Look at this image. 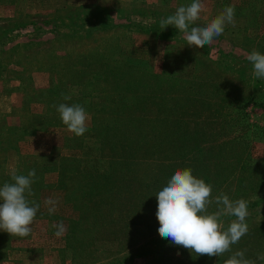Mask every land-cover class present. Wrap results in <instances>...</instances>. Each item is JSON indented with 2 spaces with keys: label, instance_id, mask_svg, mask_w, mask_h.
<instances>
[{
  "label": "rangeland",
  "instance_id": "1",
  "mask_svg": "<svg viewBox=\"0 0 264 264\" xmlns=\"http://www.w3.org/2000/svg\"><path fill=\"white\" fill-rule=\"evenodd\" d=\"M191 2L0 0V187L35 169L28 199L39 204L28 236L0 231V264H225L236 251L264 264V79L246 59L264 54V0H203L190 27L226 6L235 26L201 48L172 26L150 29ZM100 12L118 27L69 36ZM61 103L89 114L83 136L62 123ZM185 168L212 186L207 214L221 193L247 201L248 232L231 251L197 255L160 237L155 196ZM220 219L226 230L236 218Z\"/></svg>",
  "mask_w": 264,
  "mask_h": 264
},
{
  "label": "clouds",
  "instance_id": "2",
  "mask_svg": "<svg viewBox=\"0 0 264 264\" xmlns=\"http://www.w3.org/2000/svg\"><path fill=\"white\" fill-rule=\"evenodd\" d=\"M203 9V0H192L190 5L179 6L174 14L162 18L160 26L162 29L174 27L183 34L188 46L197 48L211 44L215 37L223 34L226 25L235 26V9L233 6H226L206 26L190 27L200 19ZM246 59L252 65L254 77L264 79V54L252 50ZM64 99L69 100L71 97L65 96ZM56 111L67 130L75 136H83L88 130L89 114L82 105L61 103L56 106ZM35 176V169L30 170L27 175L13 174V182L4 183L0 187V231L19 237H26L31 233L30 226L39 209V204L28 199V196L34 195L31 185L35 182ZM211 192L212 186L203 179L194 177L190 168L177 169L167 186L155 196L156 219L159 223L157 231L160 237L197 255L213 257L231 251V246L248 232L247 201H231L221 193L215 198V203L220 207L214 213L207 214L208 206L213 203L210 199ZM57 203L51 198L45 201L50 206L49 214L55 213ZM222 216L236 218L228 224L226 230L220 219ZM55 227L56 237H61L66 232L62 221ZM257 258L264 261V254H259ZM225 264H255V261L245 258L243 251H236Z\"/></svg>",
  "mask_w": 264,
  "mask_h": 264
},
{
  "label": "trees",
  "instance_id": "3",
  "mask_svg": "<svg viewBox=\"0 0 264 264\" xmlns=\"http://www.w3.org/2000/svg\"><path fill=\"white\" fill-rule=\"evenodd\" d=\"M79 21H81L83 24L88 23L87 28H84L85 25H83V24L82 25H76L75 27L72 28V32L69 34V36H73V35H77V34H81L82 36H89V35H92V34H95V33H99V32L110 31V30H113V29L118 27V25H116L114 23V21L112 20V18L110 17V14L106 13V12L93 13L91 15H84V17L82 19H80ZM150 29L152 31H162L163 29L160 26V20H158ZM165 29H167V27ZM173 31L178 33V34H175V32H174V34L176 36L181 35L180 32L177 29H175L174 27H173ZM54 32H56V31H54ZM6 33H7V31H5L3 33L4 35L2 37H0V55H1V51H2L1 43L4 40V37H5ZM224 54L227 57H231V58L234 56V52L233 51H228V52H226ZM206 87L200 86L198 88V90L203 92V90H205ZM192 91H193L192 92V95H193V93L196 92V90H192ZM221 93L226 95V96H229L228 93H224L222 91H221ZM195 94L198 95L199 93L197 92ZM137 121L138 122H136V123H138V125H139L138 130L141 132L142 131L141 127H142V125H144V121H142L141 118H140V120H137ZM192 151H193V149H192ZM263 193H264V188H263ZM255 203H253L251 205V207L253 205H256ZM135 260L136 259L132 260V257L131 258H122V259H120V260H118V261H116V262H114L112 264H131V262L133 264H135ZM152 260H153V262H155L154 259H152ZM145 264H150V263L147 261Z\"/></svg>",
  "mask_w": 264,
  "mask_h": 264
}]
</instances>
